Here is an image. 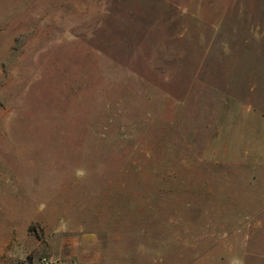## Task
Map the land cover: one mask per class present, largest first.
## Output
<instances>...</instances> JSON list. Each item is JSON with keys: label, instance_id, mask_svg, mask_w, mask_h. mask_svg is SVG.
<instances>
[{"label": "rangeland", "instance_id": "obj_1", "mask_svg": "<svg viewBox=\"0 0 264 264\" xmlns=\"http://www.w3.org/2000/svg\"><path fill=\"white\" fill-rule=\"evenodd\" d=\"M0 264H264V0H0Z\"/></svg>", "mask_w": 264, "mask_h": 264}]
</instances>
